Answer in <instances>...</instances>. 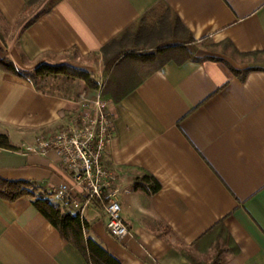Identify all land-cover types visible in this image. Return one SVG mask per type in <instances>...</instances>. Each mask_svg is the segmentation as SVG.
<instances>
[{
    "label": "crops",
    "instance_id": "obj_1",
    "mask_svg": "<svg viewBox=\"0 0 264 264\" xmlns=\"http://www.w3.org/2000/svg\"><path fill=\"white\" fill-rule=\"evenodd\" d=\"M162 7L195 41L197 60L141 75L142 58L115 63L104 94L114 135L102 163L131 235L113 237L96 204L84 216L87 235L122 264H212L218 249L221 264H264V62L234 64L199 49L211 40L263 54L264 0H61L31 25L37 14L23 20L26 0H0V57L29 73L66 64L103 74V49L135 26L138 35L145 16L142 32L153 15L160 22ZM229 66L252 70L241 80ZM39 80L50 87L0 70V134L14 147L0 148V178L34 183L37 197L68 210L55 197L71 183L58 157L26 149L69 124L98 90L64 76ZM147 174L158 193L135 189ZM33 201L0 198V264H87Z\"/></svg>",
    "mask_w": 264,
    "mask_h": 264
},
{
    "label": "trees",
    "instance_id": "obj_2",
    "mask_svg": "<svg viewBox=\"0 0 264 264\" xmlns=\"http://www.w3.org/2000/svg\"><path fill=\"white\" fill-rule=\"evenodd\" d=\"M35 1L36 0H26L27 8L33 6ZM60 1L61 0L49 1L43 10H41L28 23V25L33 24L43 15L49 13ZM154 12L155 10H153L151 14ZM146 17L147 16L143 17L140 21L141 26H139L138 35L145 30L142 25L146 24ZM170 17H160L159 23L161 25L168 24L167 22H169V20L171 21ZM173 21L179 26V28L187 31L178 17L175 16ZM114 42H116V40ZM107 47L103 49L104 54L106 53ZM197 51L198 48L195 46V41L191 35L187 38H183L176 31L169 42H163L154 48V50L147 53H129L126 56L142 58L146 62L159 61L160 64L158 68L161 69L167 62L172 60L178 64H182L187 61H196ZM247 55L248 54H242V56ZM117 60L118 57L114 60H105L106 62L103 73L107 77L112 73V69ZM0 70L17 77L29 78L35 83L38 79H43L45 77L64 76L69 79L83 80L86 86L90 89L97 90L99 88V84L95 81L93 75L89 71L66 64H41L33 72L29 73L18 70L9 58L0 57ZM230 70L241 80H244L247 73L252 69L238 71L235 68L230 67ZM104 94L105 89L103 91V95ZM0 148L7 150L14 149L8 135L0 134ZM134 187L136 190H142L148 195L156 194L162 188L161 184L149 174L145 175L141 179H137ZM36 191H38V188L34 183L7 181L0 178V198L8 202H15L23 197L33 198V205L35 208L60 232L61 236L65 240L82 253L87 264H122L121 261L113 256L105 247L87 235V233H89L90 226L85 219H82L80 215L73 214L69 210L63 209L60 206H55L47 195L37 197ZM212 264H221L219 255L215 257Z\"/></svg>",
    "mask_w": 264,
    "mask_h": 264
},
{
    "label": "built area",
    "instance_id": "obj_3",
    "mask_svg": "<svg viewBox=\"0 0 264 264\" xmlns=\"http://www.w3.org/2000/svg\"><path fill=\"white\" fill-rule=\"evenodd\" d=\"M101 89L91 99L83 97L78 115L69 124L39 137L26 152L42 156L54 153L71 179L56 189L55 197L82 219L92 205H98L106 216L109 233L122 240L131 233L122 217L114 177L102 163L113 139L114 123Z\"/></svg>",
    "mask_w": 264,
    "mask_h": 264
},
{
    "label": "rangeland",
    "instance_id": "obj_4",
    "mask_svg": "<svg viewBox=\"0 0 264 264\" xmlns=\"http://www.w3.org/2000/svg\"><path fill=\"white\" fill-rule=\"evenodd\" d=\"M51 1V0H36L34 5L31 6L28 9V12L24 15L23 20H27L29 18H32L34 15L38 14L43 8L46 6V4ZM54 1V0H52ZM165 13L166 16H171V21L167 22L168 24L161 25L159 23L158 18L153 15L152 19L148 20L149 26L147 27V30L142 32L141 34L137 35V26L131 28L129 31H127L125 34H123L120 38L116 40V42H113L111 45L107 47L106 53H103V63L105 67V60L107 59H115L118 57L117 61H120L121 58L126 56L129 53H147L154 48H156L158 45L162 44L163 42H169L171 38L173 37L172 35L178 32V34L183 37V32L182 29L179 28V26L173 22V15L164 7L161 8L160 12L158 13ZM157 14V13H155ZM161 16L160 14H157ZM0 31L1 33L5 31L4 26L1 22L0 18ZM132 34V36H131ZM199 49L202 52V57L204 55L206 56L205 58H217V59H223L226 60L230 63H236V64H242V65H259L264 62V53L263 54H254V55H247V56H242L237 54L227 43H214L211 40L204 41L203 43L199 44ZM227 62V63H228ZM160 62H149V63H138V73L139 75L143 73H148L153 70H155L159 66ZM95 81H99V90L101 87V93L105 101L106 98L103 95L104 89L108 86V77L103 73V74H97L95 72H90ZM69 79V78H68ZM37 83L40 87L43 89H46L50 87L48 81H43V80H37ZM98 91H96L95 95H97ZM106 94V90H105ZM94 95V96H95ZM89 99L93 98L92 95H87ZM108 102V101H107ZM220 246V245H219ZM222 251V249H218L217 253ZM220 256V255H219Z\"/></svg>",
    "mask_w": 264,
    "mask_h": 264
}]
</instances>
